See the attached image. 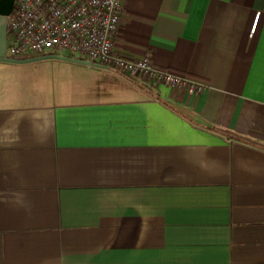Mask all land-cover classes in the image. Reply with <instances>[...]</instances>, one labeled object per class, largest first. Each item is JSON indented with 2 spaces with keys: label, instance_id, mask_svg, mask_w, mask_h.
<instances>
[{
  "label": "crops",
  "instance_id": "1",
  "mask_svg": "<svg viewBox=\"0 0 264 264\" xmlns=\"http://www.w3.org/2000/svg\"><path fill=\"white\" fill-rule=\"evenodd\" d=\"M112 41L206 86L47 57L87 73L0 104V264H264V0H123Z\"/></svg>",
  "mask_w": 264,
  "mask_h": 264
},
{
  "label": "built area",
  "instance_id": "2",
  "mask_svg": "<svg viewBox=\"0 0 264 264\" xmlns=\"http://www.w3.org/2000/svg\"><path fill=\"white\" fill-rule=\"evenodd\" d=\"M123 0H14L6 16L4 55L24 57L48 51L65 53L147 79L201 92L205 83L184 73L155 65L144 53L132 57L114 49L112 37L121 20ZM259 12L255 13L253 32Z\"/></svg>",
  "mask_w": 264,
  "mask_h": 264
},
{
  "label": "rangeland",
  "instance_id": "3",
  "mask_svg": "<svg viewBox=\"0 0 264 264\" xmlns=\"http://www.w3.org/2000/svg\"><path fill=\"white\" fill-rule=\"evenodd\" d=\"M13 5L14 0L0 1V11L6 13L5 18ZM75 71L83 77L87 73L82 66L60 59L44 58L22 63L0 60V104L15 107L28 101L47 102L52 90L51 81Z\"/></svg>",
  "mask_w": 264,
  "mask_h": 264
},
{
  "label": "water",
  "instance_id": "4",
  "mask_svg": "<svg viewBox=\"0 0 264 264\" xmlns=\"http://www.w3.org/2000/svg\"><path fill=\"white\" fill-rule=\"evenodd\" d=\"M4 14L6 13L0 11V60L1 61L22 63V62H29L33 60H39V59H43L47 57H58L61 59L86 64L89 66L107 67L106 65H103L98 62H90L85 59H81V58H77L73 56H65L61 54H42V55H34V56L22 57V58L5 56L4 55V41H5V35H6V18L3 16Z\"/></svg>",
  "mask_w": 264,
  "mask_h": 264
},
{
  "label": "trees",
  "instance_id": "5",
  "mask_svg": "<svg viewBox=\"0 0 264 264\" xmlns=\"http://www.w3.org/2000/svg\"><path fill=\"white\" fill-rule=\"evenodd\" d=\"M31 55H27V56H24V57H30Z\"/></svg>",
  "mask_w": 264,
  "mask_h": 264
}]
</instances>
